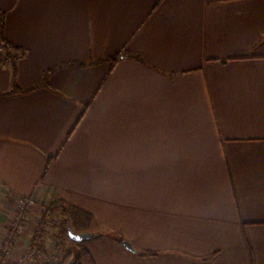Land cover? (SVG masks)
I'll return each instance as SVG.
<instances>
[{
    "label": "crops",
    "instance_id": "1",
    "mask_svg": "<svg viewBox=\"0 0 264 264\" xmlns=\"http://www.w3.org/2000/svg\"><path fill=\"white\" fill-rule=\"evenodd\" d=\"M1 19L19 85L52 72L0 99V249L21 199L15 258L62 199L93 217L96 264H264V0H0Z\"/></svg>",
    "mask_w": 264,
    "mask_h": 264
},
{
    "label": "trees",
    "instance_id": "2",
    "mask_svg": "<svg viewBox=\"0 0 264 264\" xmlns=\"http://www.w3.org/2000/svg\"><path fill=\"white\" fill-rule=\"evenodd\" d=\"M0 43L2 44V47H0V63L2 65L9 66L12 71V89L8 92H0V99L32 92L40 85L50 86L49 77L52 70H49L45 73L43 82L40 85L31 88H23L19 85V62L24 55V51L21 47L16 46L7 39L4 19L0 20ZM110 59L112 62H116L120 59V56H115ZM137 59L140 58L138 57ZM95 63H97V61L90 62L89 64L79 62H73L72 64L78 65L79 67H86L87 65H92ZM59 210L61 211V220L60 223L59 220L55 223V226L59 228L56 250L58 255L62 258L61 260H47L44 262H40L39 259H34L32 264H68L72 260H76L77 264H96L91 252L84 245V243L74 242L69 236V228H72L75 231L77 228H79L80 233L91 232L94 234V237L100 235V232H95L96 230L92 229L94 225V219L91 214L66 204L62 199H56L52 203L51 207L44 211L43 218L46 219L51 213ZM35 241L36 238H33V245ZM118 241L123 243L125 239L123 237H118ZM140 255L143 257H151L157 256L159 254L157 252L145 251L141 252Z\"/></svg>",
    "mask_w": 264,
    "mask_h": 264
},
{
    "label": "rangeland",
    "instance_id": "3",
    "mask_svg": "<svg viewBox=\"0 0 264 264\" xmlns=\"http://www.w3.org/2000/svg\"><path fill=\"white\" fill-rule=\"evenodd\" d=\"M16 213H17V211H16ZM43 214H44V212H43ZM58 220L60 223V220H61V211L60 210L51 213L50 216H48L46 219L42 218L41 220L35 222V224L33 226V228H35V229H33L32 235H33V238H36V241L34 242L33 247H29L25 251H22L21 255L19 257L15 258V250H14L15 249V242H14V244L12 245L11 256L7 260H5L6 264H32L34 259H39V258L36 257L32 261H30L31 260L30 252L31 251H37L41 254L42 257L47 258V259L52 258V257L55 258L58 256L59 260H61L62 257L58 255V252L56 250V243L58 241L59 228L55 226V223ZM27 223H28V221H27ZM27 226L28 225L26 224L22 234L26 231ZM76 231L78 233H80L79 228H77ZM22 234H20V236ZM6 236H5V238H6ZM3 242L1 245L0 253H1V250L3 247ZM86 242H88V241H85L83 243L85 244ZM43 243H44V245H43ZM40 244H42L44 246L45 249H43V251H45V253L41 252L38 249V247L41 246ZM46 254L47 255L49 254L50 256H46ZM44 258H42L41 260H43Z\"/></svg>",
    "mask_w": 264,
    "mask_h": 264
},
{
    "label": "built area",
    "instance_id": "4",
    "mask_svg": "<svg viewBox=\"0 0 264 264\" xmlns=\"http://www.w3.org/2000/svg\"><path fill=\"white\" fill-rule=\"evenodd\" d=\"M0 47H2V44L0 43ZM34 206V201L31 198H23L19 201V205L17 208V213L14 217V219L11 222L10 228L8 230V234L3 242V247L0 253V264H6L5 260H7L12 253V245L16 241V239L22 234L27 221H28V214L31 211V209ZM30 258L32 261L34 258L38 257L40 262H44L47 260H59L58 257H52V258H44L41 256V254L37 251H31L30 252ZM44 258L43 260H41Z\"/></svg>",
    "mask_w": 264,
    "mask_h": 264
},
{
    "label": "water",
    "instance_id": "5",
    "mask_svg": "<svg viewBox=\"0 0 264 264\" xmlns=\"http://www.w3.org/2000/svg\"><path fill=\"white\" fill-rule=\"evenodd\" d=\"M69 236H70V239L74 242H85V241L92 239L94 237V234L88 233V232L78 233L75 230H73L72 228H69ZM123 245L127 249L134 251L133 246L129 242L124 241ZM68 264H77V262H76V260H72Z\"/></svg>",
    "mask_w": 264,
    "mask_h": 264
}]
</instances>
